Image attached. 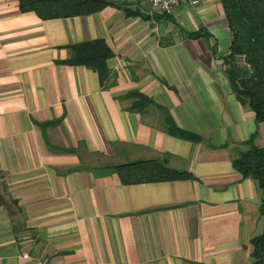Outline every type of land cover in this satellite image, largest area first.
Segmentation results:
<instances>
[{
	"label": "crops",
	"instance_id": "crops-1",
	"mask_svg": "<svg viewBox=\"0 0 264 264\" xmlns=\"http://www.w3.org/2000/svg\"><path fill=\"white\" fill-rule=\"evenodd\" d=\"M18 1L0 0V264H250L260 191L232 161L255 132L264 147V121L230 88L220 1L48 20ZM94 40L113 53L103 85L64 62ZM135 91L199 140L168 134L154 105L130 111ZM147 160L192 178L123 184L106 169Z\"/></svg>",
	"mask_w": 264,
	"mask_h": 264
},
{
	"label": "trees",
	"instance_id": "trees-1",
	"mask_svg": "<svg viewBox=\"0 0 264 264\" xmlns=\"http://www.w3.org/2000/svg\"><path fill=\"white\" fill-rule=\"evenodd\" d=\"M232 32L230 53L225 57V74L237 100L248 106L255 114L256 124L264 121V0H219ZM107 6L122 7L111 0H19L21 12H34L43 20L67 18L96 13ZM127 15H135L130 11ZM201 34H191L197 38ZM70 58L64 60L68 65H82L98 72L100 83L109 73L106 60L113 53L103 40H94L69 46ZM136 101L130 111L141 113L154 105L163 114L168 134L191 141H198L195 134L179 129L171 116L147 96L135 91L127 94ZM257 132L240 143L246 146L233 158L234 169L244 179H251L260 191L259 216L263 221L260 234L249 241L252 264H264V147L254 145ZM164 161L147 160L107 167L115 172L123 184L173 181L192 178L186 171L169 168Z\"/></svg>",
	"mask_w": 264,
	"mask_h": 264
},
{
	"label": "built area",
	"instance_id": "built-area-1",
	"mask_svg": "<svg viewBox=\"0 0 264 264\" xmlns=\"http://www.w3.org/2000/svg\"><path fill=\"white\" fill-rule=\"evenodd\" d=\"M145 2L163 14H172L182 4H198V0H145Z\"/></svg>",
	"mask_w": 264,
	"mask_h": 264
},
{
	"label": "rangeland",
	"instance_id": "rangeland-1",
	"mask_svg": "<svg viewBox=\"0 0 264 264\" xmlns=\"http://www.w3.org/2000/svg\"><path fill=\"white\" fill-rule=\"evenodd\" d=\"M259 218H260V216H259ZM260 224L257 226V228L254 230V234L252 235V237H254V236H256V235H258V234H260L261 233V231H262V228H263V221H262V219L260 218ZM259 226H261L260 228H259ZM251 237V238H252ZM251 258H250V264H251Z\"/></svg>",
	"mask_w": 264,
	"mask_h": 264
}]
</instances>
